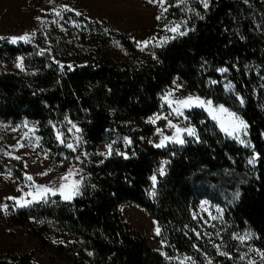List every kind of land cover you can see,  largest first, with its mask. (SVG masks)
Returning <instances> with one entry per match:
<instances>
[{"label":"trees","instance_id":"trees-1","mask_svg":"<svg viewBox=\"0 0 264 264\" xmlns=\"http://www.w3.org/2000/svg\"><path fill=\"white\" fill-rule=\"evenodd\" d=\"M167 3L168 21L186 20L188 30L154 56L140 54L126 34L104 23L89 24L95 45L81 52L63 37H52V45L0 39V121H37L43 146L55 151L65 150L56 131L70 122L81 126L90 152L111 145L73 199L56 194L9 214L12 224L45 244L55 237L58 254L71 264H250L264 252V0H209L207 8ZM111 43L121 56L112 55ZM21 57L27 69L1 67ZM175 79L238 113L252 149L225 134L203 108L189 111L198 139L185 135L184 144L164 147L144 142L153 129H137L135 120L160 110V93ZM162 160L167 170L152 195ZM7 170L20 178L25 172L0 159V172ZM204 199L225 210L210 227L195 215ZM125 203L156 219L166 253L125 221ZM246 231L253 236L242 241ZM0 264L38 263L24 252L0 254Z\"/></svg>","mask_w":264,"mask_h":264},{"label":"rangeland","instance_id":"rangeland-1","mask_svg":"<svg viewBox=\"0 0 264 264\" xmlns=\"http://www.w3.org/2000/svg\"><path fill=\"white\" fill-rule=\"evenodd\" d=\"M188 1L190 3L200 2V0ZM168 7L167 0H163L162 5L159 0L157 2H150V0H0V36L20 37L28 35L30 37L28 42L32 41L38 44L47 42L50 45L53 44L52 37L56 39L63 37L70 43L71 47H78L77 51L81 52L82 49L95 45L96 34L89 29V24L104 23L114 26L126 34L140 54L154 56V50L164 44L163 41H168L179 35L168 31V29L179 25L180 32L188 30L186 20L168 21L166 11H164ZM77 12L80 15H77ZM158 16H161V19L158 20ZM145 40H151L152 43L142 48L138 42ZM56 50L61 53L60 47H57ZM110 50L112 55L121 56L122 54L120 48L113 43L110 44ZM19 62L20 59L2 64L1 67L16 71L28 68L26 58H23V68L17 66ZM229 85L231 84L228 82L227 87ZM170 93L171 95H169ZM189 96L211 101L214 111L210 112L207 108L203 109L212 119L213 116L217 117L213 120L227 135L229 134L223 130L221 124L223 123L226 127L229 126V113H234L235 116L245 121L238 113L224 105L216 104L211 99L189 92L182 81L175 79L160 93V110L148 117L135 120L137 129L149 127L153 129L151 135L144 137L143 141L156 147L164 140V137H174L176 130L169 126V121L180 128L195 129L189 111L201 107L182 109L183 116H179L174 112L177 105L168 103V100L176 101ZM165 97H168V100ZM221 107L226 111L221 112ZM56 132L58 142L65 148L64 151H55L43 146L42 136L39 134V124L35 120L25 119L18 123L9 120L0 121V159L21 164L25 170L24 176L21 178L15 176L10 170L0 172V254L30 252L38 264H71L66 256L58 254L59 242L55 237L48 240L49 244H45L32 236L26 227L14 225L8 219L13 209L29 207L31 204L40 201H34L27 206L20 207L19 204L32 199L31 196L26 195L27 193L34 194L40 186L59 189L62 184L66 183L61 178L69 175V173L72 175L68 183L80 181V193L81 187L90 173V166L102 162L109 155L108 144L99 146L96 152L88 150L81 126L77 122L63 125ZM185 135L188 134L183 133L182 139ZM229 136L238 142L244 140V144L239 143L252 149L249 126L246 130L240 129ZM237 136H239V140L235 138ZM169 143L175 142L165 141V146ZM68 144H72L73 148L67 147ZM161 169H163V174ZM166 170L167 161L162 160L157 174L152 176V178L156 177L155 182L151 178L149 193L154 192L158 176L164 175ZM28 177H32V179L29 180ZM57 194L60 193L57 192ZM51 196L53 195L49 193L46 199ZM9 197L15 199H9ZM3 205H7V208L5 209ZM120 210L125 221L132 228L143 235L154 248L166 253L161 228L146 209L138 204L125 203L121 205ZM224 214L223 207L213 204L207 199L201 201L199 210L195 213L196 217L209 227L223 219ZM157 227L160 229L159 234L156 233ZM248 236L252 238V232L246 231L240 237ZM248 240L250 239H243L242 241ZM168 259L185 262L191 258L189 256L180 258L168 256ZM259 262L264 264V258H256L250 264H259Z\"/></svg>","mask_w":264,"mask_h":264},{"label":"snow or ice","instance_id":"snow-or-ice-1","mask_svg":"<svg viewBox=\"0 0 264 264\" xmlns=\"http://www.w3.org/2000/svg\"><path fill=\"white\" fill-rule=\"evenodd\" d=\"M150 2H157V0H150ZM159 2L161 3V5L163 4V0H159ZM200 2L203 3V6L205 8L208 7V0H200ZM164 11H167V9H164ZM76 14L80 15V13H78V12ZM57 15H59V13H57ZM157 19L158 20L161 19V16H158ZM179 27L180 26L177 25L175 27H172V28L168 29V31H171V32H174V33H178L181 36L186 35V32H180L179 31ZM0 39H5V38L4 37H0ZM8 39H10V41L12 43H16L18 40L28 41L30 39V37L28 35H24V36H20V37H11V38H8ZM150 43H152L151 40H145V41L138 42V44L142 48L143 47H147ZM163 43H167V40L163 41ZM17 66L20 67V68H23V58L22 57L20 58V62L18 63ZM61 67H63V66H61ZM221 71H226V70L222 69ZM228 87L231 88L232 86L229 85ZM169 95H171V93ZM165 99L168 100V97H165ZM168 103L170 105L171 104L177 105L174 108V112L177 115H179V116H183L182 109H191L193 107L207 108L210 112L214 111V109H212V106H211V101H204V100H201L199 97H191V96H189V97H187L185 99H180V100H176V101L168 100ZM220 111L224 112L226 110L223 109V107H221ZM228 115L230 117L229 126L226 127L223 123L221 124V127L223 128V130L226 133H228L229 135H232L235 131H238L240 129H244V130L247 129L248 125H247V123L245 121H243L239 117L235 116L234 113H229ZM164 118L167 119V117H164ZM216 118H217L216 116H213V119H216ZM153 123H155V121H153ZM169 126L175 128L176 135L174 137H164V140H162L160 144L156 145V147H164L165 146V141H168V140H171V141H173L175 143L184 144L185 141H184V139H182V134L183 133H187L189 136L196 137L198 139L196 131H195L194 128H180L177 125H173L171 123V121H169ZM235 138L239 140V136H237ZM61 142H63V141H61ZM239 142L241 144L245 143L244 140H239ZM129 143H130V141H129ZM67 147L73 148V145L72 144H68ZM110 154H111V145H109V155ZM17 159H19V157H17ZM255 162H256V157H254L252 160L249 161V163H253V164ZM161 173L163 174V169H161ZM71 175H72V173H69V175H66V176L61 178L66 183L62 184L59 189H52L50 187L40 186L34 194L33 193H27L26 195L31 196L32 199L31 200H25L23 203L19 204V206L20 207H24V206H27V205L33 203L34 201L45 200L49 193L51 195L55 196L57 194V192H59L64 200L73 199L74 196L79 194L80 181H73L71 183H68ZM28 179L31 180L32 177H28ZM152 179H153V182H155L156 177H153ZM152 195H155V193L153 192ZM238 195L239 194L237 193V197H238ZM9 199H15V198L14 197H9ZM3 207L6 209L7 205H3ZM156 233L157 234L160 233V229L158 227L156 228ZM240 239L241 240H243V239H251V237L250 236H248V237H240ZM224 255H227V254L224 253ZM259 255L262 258H264V252H260Z\"/></svg>","mask_w":264,"mask_h":264}]
</instances>
